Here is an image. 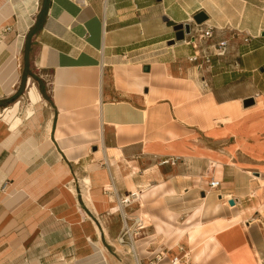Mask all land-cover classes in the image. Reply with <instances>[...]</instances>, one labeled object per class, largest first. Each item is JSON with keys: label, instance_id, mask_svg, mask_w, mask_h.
I'll list each match as a JSON object with an SVG mask.
<instances>
[{"label": "crops", "instance_id": "0c3cea01", "mask_svg": "<svg viewBox=\"0 0 264 264\" xmlns=\"http://www.w3.org/2000/svg\"><path fill=\"white\" fill-rule=\"evenodd\" d=\"M200 12L240 32L210 73L171 43ZM263 31L264 0H0V264H136L125 224L140 264H264Z\"/></svg>", "mask_w": 264, "mask_h": 264}, {"label": "built area", "instance_id": "2783aa9c", "mask_svg": "<svg viewBox=\"0 0 264 264\" xmlns=\"http://www.w3.org/2000/svg\"><path fill=\"white\" fill-rule=\"evenodd\" d=\"M239 31L231 29L229 27H217L207 26L204 27L202 23L193 22L190 38L187 40V44L194 48L193 55L190 56L189 60L196 64L198 70L206 73H210L213 70L215 64L222 63L228 56L230 41L236 39L239 36ZM253 36H247L244 38L246 42L250 41ZM206 84V81L204 79ZM183 161L181 156H171L164 159L162 164L176 165ZM220 185V181L212 178L209 182L210 188H217ZM7 187V184L3 186V189ZM137 198V195H133ZM132 195H128L121 199L123 205H129L134 199ZM135 224L138 227L143 226V219L137 217ZM131 231L132 228L126 224L124 231L122 232L119 242L126 244L131 242ZM164 259L163 253L155 255L154 260H149L148 264H159ZM185 257H174L169 261L168 264H182L187 262Z\"/></svg>", "mask_w": 264, "mask_h": 264}, {"label": "rangeland", "instance_id": "374dc122", "mask_svg": "<svg viewBox=\"0 0 264 264\" xmlns=\"http://www.w3.org/2000/svg\"><path fill=\"white\" fill-rule=\"evenodd\" d=\"M170 45H173V44H170ZM28 53H29V51H28ZM31 55H32V52L30 53ZM28 90V89H27ZM27 90H25V89H23L22 90V92L21 93H26V91ZM20 95V94H19ZM20 99V98H19ZM208 147H212V149H215V150H218V152L220 151V150H224V149H226V147H231V148H233L234 147V145H228V146H225V144H219L218 142L217 143H212V144H207V145H205V146H203V148L205 149V150H208L209 148ZM197 150V149H196ZM209 152H212V151H210V150H208ZM189 155H199L198 153H200V152H192V151H188L187 152ZM189 155H187V156H189ZM237 158H238V156H236ZM241 158H243V157H241ZM244 159V158H243ZM245 161H247V160H245ZM228 162H231L229 159H228ZM242 163H248V164H251V162L248 160V162H244V160H242ZM254 163V162H253ZM256 164H257V162H255ZM199 163H198V161H196V163H195V165H198ZM259 164V166H256V169L254 170L255 172L253 173V175H254V177H260L262 174H264V162H259L258 163ZM222 163H219V162H216V164H215V166H216V179L218 178L217 177V173L218 174H221V172H222ZM223 172H224V168H223ZM264 177V176H263ZM200 178H202L201 176H195V177H193V180L194 181H197L198 182V180L200 179ZM223 178V177H222ZM259 180V179H258ZM260 181V189H258L257 190V192H255L254 194H252V196L250 197H248L247 199H246V201H243V197H242V204H245L246 202H248V201H252L256 196H257V193H260V191H261V188L262 187H264L263 185H264V178H262V180H259ZM227 189H224V191H226ZM229 198V197H228ZM256 202H257V204L260 206V208H261V211H262V213L264 214V200H261L260 198H258L257 200H255ZM256 209H251V210H248V209H245V208H243L242 209V213L240 214V219L242 220L244 217H248L250 214H252L254 211H255ZM141 215V214H140ZM142 217H144V215H141ZM262 216H264V215H262ZM144 220H145V218H144ZM145 223L146 224H148V221L147 220H145ZM131 238H132V242L133 241H135V242H137V239H136V235H135V233H132L131 234ZM142 241H139L138 242V244H140ZM128 243H130V246H131V242H128ZM127 244V243H126ZM130 246H129V252H130ZM132 254V253H131ZM133 255V254H132ZM134 256V255H133ZM135 257V256H134ZM151 260H154V258L152 257V258H150ZM135 260H136V258H135ZM149 261V260H148ZM136 262H137V260H136ZM137 264V263H136ZM142 264H148V262H147V260H146V262H142Z\"/></svg>", "mask_w": 264, "mask_h": 264}, {"label": "water", "instance_id": "95a60500", "mask_svg": "<svg viewBox=\"0 0 264 264\" xmlns=\"http://www.w3.org/2000/svg\"><path fill=\"white\" fill-rule=\"evenodd\" d=\"M194 19L197 23H203L206 20V15L203 12H200L194 16ZM173 30L175 32V38L171 43H175L176 41L184 40L187 34L191 33V24L190 23H178L173 26ZM262 36H264V31L262 32ZM146 69H149L148 67ZM245 107H249L255 104V98L249 97L243 101ZM234 202L231 201V204Z\"/></svg>", "mask_w": 264, "mask_h": 264}, {"label": "bare ground", "instance_id": "6f19581e", "mask_svg": "<svg viewBox=\"0 0 264 264\" xmlns=\"http://www.w3.org/2000/svg\"><path fill=\"white\" fill-rule=\"evenodd\" d=\"M30 110V109H29ZM127 164V163H126ZM257 179L259 178V179H261L262 177L260 176V177H256ZM139 194V193H138ZM119 209L122 211V213L123 214H125V209H124V207L121 205V204H119ZM124 216H126V215H124ZM126 223H127V221H126ZM126 225V224H125ZM134 229V228H133ZM133 232L131 231V234H132ZM130 253H132L134 256H135V258H136V260H137V264H140V260H139V256H138V250H137V245H136V243H135V241H133L132 242V238H131V246H130Z\"/></svg>", "mask_w": 264, "mask_h": 264}]
</instances>
